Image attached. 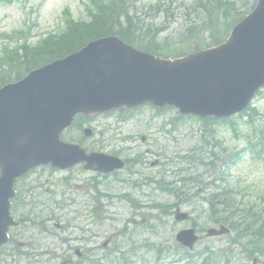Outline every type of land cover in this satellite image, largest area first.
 <instances>
[{"label":"water","instance_id":"95a60500","mask_svg":"<svg viewBox=\"0 0 264 264\" xmlns=\"http://www.w3.org/2000/svg\"><path fill=\"white\" fill-rule=\"evenodd\" d=\"M101 44L99 50L116 68L109 70V84L105 76H88L99 64L83 52L0 92L3 175L14 178L40 160L59 166L82 160L84 152L59 142L60 132L80 111L102 112L145 102L175 105L183 113L198 115L223 116L239 109L264 83V0L234 29L227 44L183 60L154 59L115 41L97 45ZM7 206L0 201V214L7 216ZM7 226L0 216V245ZM181 238L188 244L196 240L192 232Z\"/></svg>","mask_w":264,"mask_h":264},{"label":"rangeland","instance_id":"374dc122","mask_svg":"<svg viewBox=\"0 0 264 264\" xmlns=\"http://www.w3.org/2000/svg\"><path fill=\"white\" fill-rule=\"evenodd\" d=\"M195 1L197 0H140L138 2L134 1L133 7L135 14L138 16L143 14L144 18L151 22L153 18L151 19V16L148 17L147 15L149 7L161 2L164 5L169 4L170 10L168 14H165L158 21L167 24L168 31L166 33H169V36H176L186 26L188 18L191 17L193 19L194 15L192 13L186 14L185 9L186 6L193 4ZM86 4L87 0H14L12 4L0 2V49L5 44L7 36L9 34L13 35L18 31L21 34L30 32V43L36 44L41 37H46L49 32L62 30L64 28L63 11L66 8L70 9L77 20H87ZM250 4H252V0H245L242 11L244 12V10L248 9ZM254 104L261 113L256 127L262 129L264 127V95L255 99ZM177 114V111L173 109L159 114L154 109L145 106L131 113H113L108 116L94 117L92 126L95 127L96 133L90 138H84L83 147L104 151L109 154L114 149L121 150V156L130 159L144 155L141 159L143 166L141 163L136 166L135 171L138 173L132 174L133 172L125 171L122 174L123 183L122 181L119 182L118 179H110L112 182V194L113 192L118 194L121 191L125 193L131 192L133 194L132 197L140 201L141 207L134 209L130 207L128 202L115 199L110 214L106 215L110 219L105 218L102 224L93 221L91 218H89V221H84L81 218L77 220L79 228L76 229L75 235H73L75 242H71V244L75 243L78 246H82L83 240L81 237H83V232L81 226L84 225L90 229L88 234H93L91 246L95 260L104 256L105 252L102 251V247L111 236L112 239L108 242L106 249H114V245L118 244L121 252H124L133 264L171 263V255L164 256L158 261L156 260V252L151 251L150 247H139L134 242L129 241L128 238L121 239V237L129 236L124 226L125 223L128 224V220H134L135 224L139 226L137 231L141 234V236L135 237L138 243L142 244L148 239V243L156 244V246L161 244L166 246L175 243V234L185 227L182 223H174V216L161 213L159 208L158 210L153 208L152 202L154 200L165 203L168 201L167 197L160 195L159 191L154 197L143 196L137 188L145 175L157 176L162 171L160 165L156 164V162L160 161L161 163V161L175 159L201 141L204 133L201 123L196 119H178ZM215 129L218 132L220 141L232 150L241 149L245 146L244 135L251 130L250 127L241 123L243 135L241 139H236L226 125H216ZM72 135L81 137L80 134L77 135L75 130L72 131ZM206 138H212V130L208 127ZM42 174L45 180L56 183L59 186V191L63 189L67 194L69 193V196H66L68 201L64 209L70 217H76L75 214L78 213L75 212L76 210H79V212L85 210L84 208L87 207L89 198L86 192L91 191L93 193L90 187L86 188L89 174L83 173V170H75L73 172L57 171L55 173L42 171ZM229 176L234 188L245 194L246 198H256L257 194L264 192V164H251L249 159H245L242 164L230 171ZM65 177H71L73 184H76V186L67 188L64 182ZM261 205L264 207V201L261 202ZM103 209L104 207H102L101 211ZM182 209L189 212L193 218L201 216L199 215V209L194 212H191L187 207ZM59 212L63 211L57 209L54 213ZM151 214L159 215L167 228L163 229L161 226L162 222L150 217ZM200 219L203 218L201 217ZM202 223L200 220L198 223L200 227L203 225ZM30 229L31 227H28L26 233L36 231V229ZM130 229L132 231V224ZM153 231L158 232V234H152ZM61 238L59 235L49 245V249L53 253L57 251L62 253V250H66L67 245L64 244ZM231 238L232 236L205 239L196 246L194 252L201 251L206 246L226 251L229 246L228 241L230 242ZM6 251L1 256L0 264H4V262L11 263L12 261L9 258L12 252ZM119 255L117 254V256ZM40 264L46 263L41 262ZM218 264L225 263L220 262Z\"/></svg>","mask_w":264,"mask_h":264},{"label":"trees","instance_id":"16d2710c","mask_svg":"<svg viewBox=\"0 0 264 264\" xmlns=\"http://www.w3.org/2000/svg\"><path fill=\"white\" fill-rule=\"evenodd\" d=\"M107 2H110L106 4L105 2L101 0H93L94 7H95V14H93V21L94 24L90 26L87 31L82 32V39L77 44L78 46H71V48H68L70 50H75L81 46L84 45L85 40L88 38L91 39L95 35H105V34H119L124 39L132 40L134 37H136V31L132 30V22L131 18L129 17V12H127V7L125 5L126 0H106ZM201 5L203 6V10L205 12V16L202 19H199L200 22H202L201 25L197 26L194 24L191 28L185 29V32L183 35V41L182 43H188V45L192 46V44L197 41L196 36L198 34H202L204 31V34H207L208 39L212 44H219L224 39V34L229 31L230 27L235 25L238 21H240L241 18H243L247 13L245 12L242 17H238L241 14L242 8L244 6H239L238 1L236 0H206L205 2H201ZM92 15V13H91ZM121 18H124L127 22V28H123L121 25ZM181 38V40H183ZM81 41H83L81 43ZM192 43V44H191ZM147 50H153L151 45H147L144 47ZM68 49V50H69ZM166 47H163L162 50L165 51ZM67 50V51H68ZM45 52V50H43ZM179 53V51H176ZM60 54V53H59ZM53 57L50 59L52 60ZM45 57H37L32 61L33 66H39L42 64V62H45ZM27 70L31 69L30 66H26ZM22 74H17V79L21 78ZM0 82H2L0 80ZM181 181H185L182 179ZM222 196H224V201L227 210H229L228 213H230L227 217H220L219 209H218V199H220ZM230 193H224L223 195H214L208 200L209 205L211 207L212 212L210 213V219L213 218V222L215 223H229L233 228L238 224L239 220H235L234 218L238 216L236 213L238 208H234L231 206V198H229ZM252 205V204H250ZM249 208V209H248ZM248 209V210H247ZM249 211L250 218L257 219L258 212L253 209L252 207L246 206L245 209L242 211ZM245 213V212H244ZM241 215V213H240ZM238 217H243L238 216ZM244 221L249 219L248 215H244ZM234 219V220H233ZM248 226H251V224L248 222ZM261 227H264L261 226ZM250 228V227H249ZM253 228V227H251Z\"/></svg>","mask_w":264,"mask_h":264}]
</instances>
